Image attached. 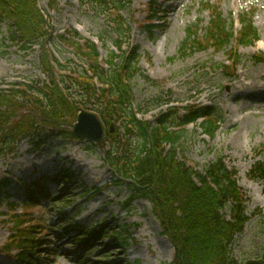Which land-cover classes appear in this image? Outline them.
Wrapping results in <instances>:
<instances>
[{
    "label": "rangeland",
    "instance_id": "rangeland-1",
    "mask_svg": "<svg viewBox=\"0 0 264 264\" xmlns=\"http://www.w3.org/2000/svg\"><path fill=\"white\" fill-rule=\"evenodd\" d=\"M81 1L56 0L57 8L52 9L50 0H38V6L54 36L77 31L82 41L96 42L105 66L104 60L115 50L118 37L113 33L104 36L106 20L96 18L92 5L83 8ZM150 1L133 0L125 10L129 38L123 40L124 50L135 45L140 54L141 73L130 83L135 91V106L141 109L138 117L155 124L167 111L166 106L156 107L159 102H174L179 108L187 103L217 105L223 117L220 131L210 139L199 125L188 126L186 160L190 166L203 170L223 158L229 169L237 171L252 220L234 245V255L241 261L264 264V181L250 177L254 164L264 157V153L260 154L264 148V91H256L264 86V0H165L162 14L158 15L161 22L153 34L144 27L148 15L156 16L147 7ZM206 3L234 22L235 32L241 29V16L253 13L259 41L249 47H237L233 42L232 49L241 58L236 72L232 67L225 70L230 50L209 49L186 57L181 52L188 27L200 24L205 29L209 25L210 12L203 7ZM101 37H105L104 41L99 40ZM21 47L11 37L10 23L0 22V90L16 83L32 85L47 80L41 68L40 46L32 50ZM49 49L62 65L71 63L75 70L88 69L86 61L72 49L62 45ZM96 108L85 106V110L97 114ZM177 113L182 115L183 110ZM112 126L114 134L120 129L119 139L125 135L121 123ZM108 146L106 143L102 149L67 133L49 137L38 153L26 140L17 146L15 157H0V182L11 178L9 186L1 189L11 197L0 203V256H17V251L4 252L15 234L9 222L13 208L21 215L28 212L26 219L43 243L37 250L39 264L173 263V247L152 215L150 203L138 200L127 204L129 190L116 183L105 159ZM67 171L73 178L64 183L60 175ZM25 174H34L35 179L28 180ZM49 178L56 182L47 183ZM37 180L47 198L25 210V191L20 185L28 187ZM11 203L15 205L12 207ZM96 230L102 234H86L84 241L77 242L81 232Z\"/></svg>",
    "mask_w": 264,
    "mask_h": 264
},
{
    "label": "trees",
    "instance_id": "trees-1",
    "mask_svg": "<svg viewBox=\"0 0 264 264\" xmlns=\"http://www.w3.org/2000/svg\"><path fill=\"white\" fill-rule=\"evenodd\" d=\"M132 1H81L83 8L92 5L96 18L106 20L104 36L113 33L118 37L114 45L121 54L110 51L105 68L96 44L82 41L76 31L54 36L38 0H0V22L10 23L11 37L21 43L23 50L40 46L41 68L47 79L44 83H16L0 90V157L13 156L24 140H30L33 150L38 151L49 134H67L81 108L95 105L107 127L109 149L105 159L114 171L116 183L129 190L128 205L139 199L151 204L152 214L174 248L172 264H254L238 261L232 253L237 238L251 221L237 171L230 170L223 158L199 171L189 165L185 156L187 127L191 124H199L205 136L215 138L223 123L218 107H188L182 117L171 110L155 124L138 118L141 109L135 106V91L130 83L141 73L139 48L123 49V40L129 38L125 10ZM50 5L56 9V0H50ZM203 7L210 11L209 25L205 29L200 24L188 27L181 47L183 56L209 49L230 50L229 60L239 65L241 58L232 49L233 42L238 47H249L259 40L253 15L241 16L242 28L235 34L233 22L223 18L217 7L210 3ZM148 32L153 34L152 30ZM52 45L72 49L86 61L88 69L75 70L71 63L62 65L50 51ZM163 104L159 102L156 107ZM118 123L126 132L120 139V129L114 135L110 133L111 125ZM263 153L264 148L260 154ZM61 177L68 181L70 176ZM250 177L264 180V157L255 163ZM39 200L37 192L30 190L25 210ZM27 213L9 216L15 234L6 250H17L20 264L35 263L40 247ZM85 234L78 243L86 238Z\"/></svg>",
    "mask_w": 264,
    "mask_h": 264
},
{
    "label": "water",
    "instance_id": "water-1",
    "mask_svg": "<svg viewBox=\"0 0 264 264\" xmlns=\"http://www.w3.org/2000/svg\"><path fill=\"white\" fill-rule=\"evenodd\" d=\"M112 128V132H113ZM73 134L92 143L104 146V126L100 118L91 112L80 110L77 122L73 125Z\"/></svg>",
    "mask_w": 264,
    "mask_h": 264
},
{
    "label": "bare ground",
    "instance_id": "bare-ground-1",
    "mask_svg": "<svg viewBox=\"0 0 264 264\" xmlns=\"http://www.w3.org/2000/svg\"><path fill=\"white\" fill-rule=\"evenodd\" d=\"M261 77L264 78V75L261 76ZM256 91H259V92L264 91V86L261 87V88H259V90H256ZM63 255H64V257H67V254L66 253H63Z\"/></svg>",
    "mask_w": 264,
    "mask_h": 264
}]
</instances>
